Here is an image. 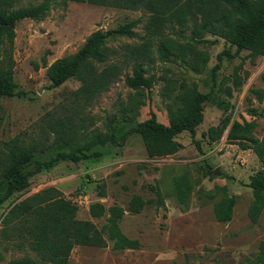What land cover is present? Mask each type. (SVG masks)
<instances>
[{"label":"rangeland","instance_id":"obj_1","mask_svg":"<svg viewBox=\"0 0 264 264\" xmlns=\"http://www.w3.org/2000/svg\"><path fill=\"white\" fill-rule=\"evenodd\" d=\"M33 5L32 0H16L14 9ZM149 15L142 9L69 2L55 6L42 20L26 19L17 24L8 56L13 60L20 95L0 97V174L1 160L15 141L37 150L24 167L25 173L34 171L38 161L57 151L89 146L97 136L107 142L93 148L102 152L98 160L60 163L32 176L23 191L11 194L9 185L0 181V264H17L26 256L39 259L28 242L13 231L15 222L7 216L15 204L47 189H56L76 204L77 219L88 221L98 237L106 238L102 227L109 215L94 218L90 206L100 203L106 210L122 207L121 231L141 244L138 250L123 251L113 249L112 242L106 248L76 246L68 264H264V211L253 221L250 212L255 197L249 187L264 170V162L253 149L244 150L240 140L232 143L228 139L232 125L238 122L253 124L252 136L264 140V57H252L247 50L236 54L235 46L206 34L209 43L195 49L209 56V62L198 74L174 57L162 60L158 51L163 38L187 43L184 37H190L192 25L180 30L182 37L168 29L164 36L148 40L145 24ZM133 22H137L133 28L137 37L117 36L107 43L108 65H121V76L89 106L82 104L81 114L89 130L80 132V138L71 144L55 143L52 127L75 112L72 94L81 83L70 79L53 88L47 68L57 59L76 54L92 33L121 29ZM147 41L151 45L143 67L146 77L153 76L154 84L151 89L137 91L127 86L126 77L132 76L131 52ZM224 52L232 58L224 55L219 60ZM236 79L241 82L239 87H235ZM184 83L196 84L203 94L213 89L204 105V122L197 128L198 143L183 132L177 137L182 145L178 153L149 157L136 129L153 114L168 126L172 91ZM225 118L230 122L218 141L208 143L202 138ZM215 169L222 174L210 175ZM177 179L189 187L183 203L176 196ZM158 192L164 199L163 207L157 206ZM134 195L153 203L139 214L131 213L128 204ZM231 196L237 201L233 218L219 223L214 205Z\"/></svg>","mask_w":264,"mask_h":264},{"label":"trees","instance_id":"obj_2","mask_svg":"<svg viewBox=\"0 0 264 264\" xmlns=\"http://www.w3.org/2000/svg\"><path fill=\"white\" fill-rule=\"evenodd\" d=\"M34 5L28 9L17 11L14 9L16 0H0V97L19 96L14 81V71L11 53L17 24L26 19L42 20L58 5L69 2L88 3L98 6L139 10L149 13L145 24L148 40L164 36L165 30L182 37L181 29L190 25L191 35L187 43H181L173 38H163L158 51L160 58L169 61L171 57L179 59L191 71L203 73L209 62V56L196 51L198 45L209 43L206 34H211L226 40L237 48L236 54L242 50L250 51L252 57H264V0H32ZM137 22L113 30L96 31L86 40L83 47L74 55L57 59L47 68V76L53 88L62 86L70 79L81 83L80 88L72 96L74 113L66 120L55 122L52 127L55 143H73L80 138V132L89 130L86 117L81 114L82 104L89 106L102 92L107 91L121 76V65H108L110 57L107 43L115 37L135 38L133 31ZM178 27V28H177ZM150 41L135 48L132 55V76L126 77V84L131 89L140 91L151 89L154 84L153 76L146 77L143 58L149 53ZM6 52V53H5ZM228 52L218 56L221 60ZM8 56L7 60L6 57ZM101 65H106L99 69ZM217 67L214 73L217 71ZM241 82L235 80V87ZM210 93H201L197 85L184 83L179 89H174L172 102L169 104V125L158 122L153 114L150 119L140 123L136 129L145 145L149 157H167L180 151L182 145L177 137L183 133L191 134L196 140L197 128L204 122V105L209 101ZM231 94V92H230ZM82 115V116H81ZM229 118L223 119L216 127H211L202 138L208 143L218 141L229 125ZM253 124L241 125L235 122L229 132L230 142L240 140L244 150L253 149L264 162V140L260 141L252 136ZM106 140L96 137L93 144L81 147L75 151H57L47 160L38 161L34 171L25 173L24 167L29 164L36 153L35 146L23 147L17 141L1 160L0 181L10 187V193L27 189L30 178L48 171L63 162L80 163L88 160H98L101 151H93L98 145L105 146ZM44 150V149H42ZM255 197L250 216L256 221L264 211V170L260 171L250 182ZM184 180L175 182L176 196L180 202L186 198ZM189 188V187H188ZM187 188V189H188ZM3 200L0 201V203ZM236 197H225L214 205V215L219 223L230 222L233 218ZM153 203L145 201L141 196H132L128 211L139 214L145 206ZM157 206H164V199L158 192ZM79 207L67 200L56 189H47L31 196L11 209L8 220L15 222L13 231L28 242L38 260L31 257L20 259L17 264H68L72 250L76 246L106 248L109 242L113 249L138 250L141 244L138 240L128 238L120 228V222L125 210L119 206H112L108 210L100 204L90 206V215L100 218L108 213L109 218L102 227L106 238L98 237L88 221L77 219Z\"/></svg>","mask_w":264,"mask_h":264},{"label":"water","instance_id":"obj_3","mask_svg":"<svg viewBox=\"0 0 264 264\" xmlns=\"http://www.w3.org/2000/svg\"><path fill=\"white\" fill-rule=\"evenodd\" d=\"M209 174H210V175L219 176V175H221L222 173L220 172L219 169H215V170H213V171H210Z\"/></svg>","mask_w":264,"mask_h":264}]
</instances>
